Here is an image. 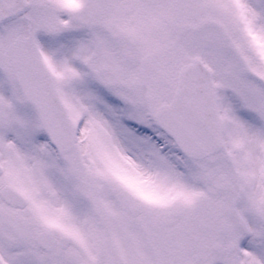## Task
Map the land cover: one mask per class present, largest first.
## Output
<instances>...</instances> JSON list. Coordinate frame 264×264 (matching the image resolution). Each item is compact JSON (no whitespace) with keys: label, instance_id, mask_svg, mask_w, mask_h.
Wrapping results in <instances>:
<instances>
[{"label":"snow or ice","instance_id":"1","mask_svg":"<svg viewBox=\"0 0 264 264\" xmlns=\"http://www.w3.org/2000/svg\"><path fill=\"white\" fill-rule=\"evenodd\" d=\"M0 264H264V0H0Z\"/></svg>","mask_w":264,"mask_h":264}]
</instances>
